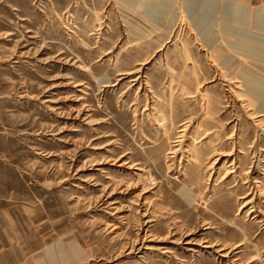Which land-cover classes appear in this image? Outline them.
<instances>
[{
    "label": "rangeland",
    "instance_id": "374dc122",
    "mask_svg": "<svg viewBox=\"0 0 264 264\" xmlns=\"http://www.w3.org/2000/svg\"><path fill=\"white\" fill-rule=\"evenodd\" d=\"M0 264H264V0H0Z\"/></svg>",
    "mask_w": 264,
    "mask_h": 264
}]
</instances>
